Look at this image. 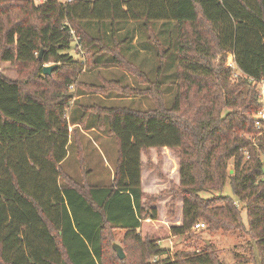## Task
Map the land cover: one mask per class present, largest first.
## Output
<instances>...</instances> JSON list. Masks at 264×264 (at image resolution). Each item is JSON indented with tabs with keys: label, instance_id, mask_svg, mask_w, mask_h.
Listing matches in <instances>:
<instances>
[{
	"label": "trees",
	"instance_id": "1",
	"mask_svg": "<svg viewBox=\"0 0 264 264\" xmlns=\"http://www.w3.org/2000/svg\"><path fill=\"white\" fill-rule=\"evenodd\" d=\"M21 1L35 21L16 15L3 22L7 9L0 6V64L11 70L0 68V264H100L108 226L138 241L144 237L139 264H223L212 245L151 261L165 252L159 240L189 232L200 220L209 231H245L264 264V132L254 125L263 104L258 84L264 82V0ZM135 20L173 27L167 48L157 51L153 79L121 53L124 39L118 40L116 24ZM72 41L79 58L71 53ZM171 47L180 82L167 106L158 77ZM227 53L234 67L226 66ZM49 61L57 65L43 74ZM100 62L141 77L146 85L135 94L149 96L153 105L79 104L80 124L92 122L113 136L115 169L107 185L89 184L85 177L61 185L60 164L72 144L64 89ZM31 63L40 73L33 88L20 76ZM74 141L80 159V140ZM151 147L177 153L179 224H166L153 203L142 201L140 154ZM226 178L235 198L219 192Z\"/></svg>",
	"mask_w": 264,
	"mask_h": 264
},
{
	"label": "rangeland",
	"instance_id": "2",
	"mask_svg": "<svg viewBox=\"0 0 264 264\" xmlns=\"http://www.w3.org/2000/svg\"><path fill=\"white\" fill-rule=\"evenodd\" d=\"M27 1L32 2L34 6H38L43 0ZM21 2V0H0V6H4L5 11L7 9L6 14H1L3 22H6L7 19L15 18L16 15L18 18L29 16L32 21H35L36 14H24L26 9L19 7ZM116 27L118 29L116 33L118 40L124 39V44L122 46L120 45L121 53L125 57H128V59L134 61L139 69L146 72L145 75L153 79L155 68L159 61L157 51L167 48L168 37L173 36L172 24L156 21L144 26L141 21L135 20L118 22ZM73 47L74 41L71 42L70 50L74 58H79L80 54L74 52ZM169 49L170 51L163 60L162 72L158 77L162 81L161 89L163 90L164 103L167 106L173 102L177 83L180 82L176 63L177 54L173 47ZM102 58L105 57L101 56L100 59ZM217 58L219 57L216 55L215 61H217ZM230 60L232 61V55L227 53L226 66ZM50 64H53V62H45L43 66ZM0 68L3 71L5 69L9 72L11 71L9 70V66L3 63L0 64ZM21 69L20 76L22 80L27 79L30 82V87L33 88L31 81L38 74L36 73L37 64L31 63L27 66H22ZM51 78L52 80L56 79V74ZM111 79H117L121 85H110L107 81H111ZM83 82L86 84L84 85ZM87 84L94 86L89 88ZM124 85H127V87ZM145 85L141 77L129 71L123 72L122 69L115 68L113 65L100 62L93 69H87L79 73L76 80L68 84L66 89H64V94L68 95V106L66 108L67 119H70L72 116H70V112L74 113L77 110L79 114H82V110L79 107L80 103H99L106 106L118 105L140 109L152 107L153 101L149 96L135 94L136 90L144 88ZM79 94H82V96L79 97ZM261 101L264 104V93ZM81 127L85 130L89 126L81 123ZM76 129L73 131L68 127L69 133L72 134V144L69 147L70 151L68 155L60 164L61 176L58 179L59 183L61 185H68L73 180L81 183L85 177L89 184H108L111 175L113 176L117 159V146L113 136L107 135L102 138L103 135L108 133L99 125L98 127L96 126V130L99 132L85 130L87 134H84L80 131L79 127H76ZM76 136L80 140V147L81 145L83 147L80 159L72 147L75 143L74 137ZM261 158L264 162L263 155ZM140 159L142 162L140 175L143 174L145 184L149 187L153 185L157 189L154 192H150V188L149 192H145L146 194L142 198V201L145 202V205L153 203L157 211V218L166 224H179L181 222L179 210L180 204L182 206V200L179 194V159L176 151L168 147L154 148V150L142 152ZM232 173V162L228 160L227 175ZM100 179H104V181H100ZM219 192L235 198L227 178ZM201 194L203 196L209 195L205 192ZM150 195L154 196V198H151ZM168 213H171L172 216H168ZM241 217L246 224L247 217L245 209L241 210ZM141 237L144 238L142 235ZM142 238L138 241L131 236H126L123 229L108 226L102 234V256L100 264H121L123 260H125L123 264H139L144 246ZM253 240V237L242 230L214 232L209 231L207 228L200 230L192 227L189 232L180 235H171L159 240V245L164 248L165 252L162 255L152 256L151 261L167 254L172 256L174 253L180 251H192L202 248L204 245H212L215 255L222 260L223 264H259L257 246ZM113 243H118L123 248L125 256L122 259L116 256L112 248Z\"/></svg>",
	"mask_w": 264,
	"mask_h": 264
},
{
	"label": "crops",
	"instance_id": "3",
	"mask_svg": "<svg viewBox=\"0 0 264 264\" xmlns=\"http://www.w3.org/2000/svg\"><path fill=\"white\" fill-rule=\"evenodd\" d=\"M113 67H115V68H119V67H117V66H115V65H113ZM121 69V68H120ZM123 70V72L124 71H127V70H124V69H122ZM83 94V93H82ZM82 94H79V97L80 96H82ZM80 104H83V103H80ZM78 109H79V107H78ZM70 114V116H71V118L70 119H68V123H69V125H68V127L70 128V130H72L73 128H76V127H79V129H80V131H82L84 134H87L86 132L87 131H85V130H88V131H93V130H95V131H97L96 130V127L94 126V124L92 123V122H88V126L89 127H87V128H85V130H84V128H82L81 127V124H80V118L82 119V117H81V115L82 114H79L78 112H77V110L76 111H74V113H69ZM93 124V125H92ZM97 132H99V131H97ZM104 136H107V134H105V135H103V137L102 138H104ZM72 142V139H71V137L69 138V141H68V144H70ZM72 147L74 148V150H75V154H77V147H76V145H72ZM164 148H167V147H164ZM69 149V148H68ZM81 149H82V152H83V147H82V145H81ZM149 150H154V148L153 147H151ZM69 151L70 150H68V153H69ZM68 155V154H67ZM178 173V172H177ZM112 175H111V177H110V180H109V183H110V181H111V179H112ZM140 179H141V188H142V191H144V192H149V189H150V192H154V191H156L157 189L155 188V187H153V185L152 186H148V185H146L145 184V182H144V179H143V174H141L140 175ZM100 181H104V179H100ZM108 183V184H109ZM158 183L156 182V185H157ZM105 185H107V184H105ZM158 186V185H157ZM181 209H182V206H181V204H180V210H179V213H180V215H181ZM168 225H172V224H168Z\"/></svg>",
	"mask_w": 264,
	"mask_h": 264
},
{
	"label": "built area",
	"instance_id": "4",
	"mask_svg": "<svg viewBox=\"0 0 264 264\" xmlns=\"http://www.w3.org/2000/svg\"><path fill=\"white\" fill-rule=\"evenodd\" d=\"M75 42L77 39H74ZM231 67H234L233 62L230 60V62L227 64ZM259 87H260V96L262 97L263 91H264V82L260 81L259 82ZM254 125L257 129L260 131L264 132V104H262V107L254 114ZM249 137V136H248ZM245 157H249V154L245 151ZM264 163V162H263ZM262 178L264 179V173L262 174ZM206 224L204 221H197L194 223L193 228L195 229H203L205 228Z\"/></svg>",
	"mask_w": 264,
	"mask_h": 264
},
{
	"label": "water",
	"instance_id": "5",
	"mask_svg": "<svg viewBox=\"0 0 264 264\" xmlns=\"http://www.w3.org/2000/svg\"><path fill=\"white\" fill-rule=\"evenodd\" d=\"M40 54H41V51L39 52V56H40ZM56 65H57L56 63L50 64V65H44L42 67L43 74H49L52 71V69L54 67H56ZM112 247H113L116 255L118 256V258L122 259L125 256V253L123 251V248L121 247L120 244L113 243Z\"/></svg>",
	"mask_w": 264,
	"mask_h": 264
}]
</instances>
